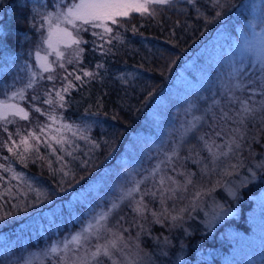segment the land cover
<instances>
[{"label":"rangeland","instance_id":"rangeland-1","mask_svg":"<svg viewBox=\"0 0 264 264\" xmlns=\"http://www.w3.org/2000/svg\"><path fill=\"white\" fill-rule=\"evenodd\" d=\"M17 1L20 4L15 11L23 3L22 0ZM78 2L79 0H74L65 5L68 2L50 0V3L57 4L52 11L49 10L53 14L48 21L44 17L46 24L43 31L39 29L26 34L24 46L41 38L47 48L40 45L34 52L39 69L43 70L40 66L43 61L38 56L47 57V63L51 67L46 51L56 55L46 42L49 36V19L51 18L54 28L58 22L56 13L66 12L68 7ZM192 3L193 12L186 23L188 31L183 33L194 43L201 41L191 51L184 49L190 43L180 48L182 54L175 64V73L178 76L182 73L181 79L177 75L171 76L166 83L172 82L173 88H177L180 83V89L177 92L173 90L171 96V89L165 90L164 95L158 93L154 99L152 94L151 102L144 110V120L135 125L136 131L128 135L130 147L136 146L145 152L143 159L127 165L131 157L120 162L121 156L110 154V150L99 167L93 162L82 166L81 173L70 178L63 186V181L68 178L61 180L60 185L56 178L43 173L45 169L50 172L49 166L53 162V159L45 158L34 170L50 179L54 189L59 192L36 188L28 182L31 185L18 190L25 198L11 203L7 209L0 202V226H5L7 221L15 217L24 219L48 207L44 210L43 223L35 231L32 225L22 226L19 228L21 240L13 242L49 244L28 251L26 264H80L82 259L96 264L90 256L95 251V246L117 237L123 238L118 241L121 251L114 252L118 264H160L163 258L170 255L169 250L187 247V240L197 234L198 240L189 243L193 245L187 249V256L180 257L181 260H186V264H196L207 261L204 259L207 252L201 245L213 244L211 238L215 236L214 231L205 232L213 227L214 230L221 229L231 243L239 241L238 244H248V241H241L247 229V233L255 235L253 241L259 246L243 250L246 260L242 264H264V190L259 188L262 185L259 179L264 172V0H192ZM62 4L65 6L61 7ZM185 7L180 9L183 11ZM1 13L0 43L4 38L1 22L10 21L9 16L2 17ZM43 13L47 14L45 10ZM131 16L137 19L141 14L130 11L127 17H118L116 24L109 23L111 27L118 26L121 18ZM76 24L75 28L66 23H61L60 26L67 28L73 36V30L77 31L78 27L96 29L79 21ZM54 47L60 51L65 46L54 43ZM22 53L21 51L20 55ZM179 53L178 51L176 57ZM12 54L11 52L10 56ZM28 72L32 79H36L38 73L34 65L29 66ZM174 98L177 110L175 106L171 110ZM4 102L15 104L28 112L27 107L16 100L5 98L0 101V105ZM242 102L244 106L254 110L247 114V118L241 114ZM199 116H202L199 118V127L205 120V129L192 135L195 117ZM0 118H3L2 115ZM241 120L249 122L244 125ZM55 124L60 131L70 130L62 122ZM88 127L93 129L95 123H89ZM96 129L105 130L102 126ZM162 129L164 130L160 133ZM89 131L94 132L95 129ZM117 137L116 128L114 140ZM193 141L195 146H205V149L198 147V151L207 148L208 154L207 161L197 162L196 172L190 170L189 163L183 160L184 154H187L185 152L190 148L188 145ZM33 146V151L39 153L40 149L37 148L41 144L38 142ZM90 152L93 151L90 149ZM54 160L59 165L58 156ZM0 161L4 162L2 159ZM4 166L8 168L7 164ZM107 166L109 171L104 172L108 170ZM12 167L15 166L11 165L10 168ZM167 167L170 168L169 172ZM23 168L34 173L29 164ZM55 168L56 166L53 167ZM53 174L61 173L54 170ZM257 182L259 184L255 186ZM33 187L35 188L32 189ZM17 188L18 185L15 186ZM136 188L138 191H131ZM63 193L67 207L63 218L55 221L51 212L58 209V202H54ZM89 201L90 204L93 203L94 211L86 212L78 220L68 224L76 203L85 206ZM118 202L120 207H117ZM247 204L249 205L245 207ZM130 211L133 214H128ZM116 212L118 213L114 216ZM173 216L177 219L173 220ZM49 221L54 223H50V227ZM193 221L195 224L188 226ZM226 222L229 225L227 227L224 225ZM136 225L154 235L153 244L145 246L134 230ZM240 227H245L243 233L238 232ZM76 236L80 237L78 243L73 242V237ZM159 236H163V239L155 240ZM53 248H56L55 252L52 251ZM191 257L195 258L189 262ZM100 259L104 264H112L104 257ZM12 263L14 260L10 258L4 261V264Z\"/></svg>","mask_w":264,"mask_h":264},{"label":"trees","instance_id":"trees-1","mask_svg":"<svg viewBox=\"0 0 264 264\" xmlns=\"http://www.w3.org/2000/svg\"><path fill=\"white\" fill-rule=\"evenodd\" d=\"M22 1L21 8H17L15 11L20 2L0 0L1 16H9L10 19L9 22H1L3 24L1 31L4 28L2 34L4 38L0 43V101L12 97L17 92H22V96L17 95L11 100H16L17 103L28 109V119L26 120L13 115H8L7 120L0 118V159L4 161H0V166H2L0 167V202L6 209L11 203L19 202L25 198L18 190H24L25 186L31 185L28 182L36 188L59 192L54 189L50 179L34 170L45 158L53 159V162L49 166L50 172L45 169L43 173L56 178L58 184L65 177L68 178L63 181V186L70 178L81 173L82 166L93 162L99 167L110 150H112L110 154L121 156L120 162L127 161L131 157L127 165L137 160L141 161L145 152L136 146L130 147L128 135L130 136L132 132L136 131L137 126L135 125L139 124L142 119L144 120V110L151 102L152 94H154V99L158 93L164 95L165 90L171 89L169 94L171 96L173 90L177 92L180 89V83L177 88H173L172 82L166 84L169 77L178 76L175 73L177 71L175 64L182 54L180 48L184 47L186 43H190L184 49L191 51L201 41L194 43L183 33L185 30L188 31L186 23L193 12L192 0L191 2L190 0H174L167 6L151 4L149 6L151 14H147V17L141 15L137 19L133 16L121 18L122 25L119 23L118 26L112 27L108 23L107 26L112 29L111 32H105L101 27L89 30L78 27L77 31L73 30L74 37L80 43L73 44L71 47H62L60 49V52L63 53L61 58L46 51V54L49 55L48 61L51 60V67L48 71H44L37 67L34 59V52L40 45L47 49L43 44L44 41L39 38L24 46L27 41L24 38L28 31L37 32L39 29L41 32L43 31L44 24H46L44 17L48 21L49 16L53 14L49 10L52 11L57 3L52 4L50 0ZM62 1L68 2L65 4L68 5L74 0ZM65 5L60 6L64 7ZM186 5L187 7H185ZM176 6L178 9H175ZM180 7L185 8L182 11ZM43 9L47 12L46 15L43 13ZM56 14H59V11ZM13 47H16V50H13ZM21 51L22 55H20ZM178 51L180 53L176 57ZM11 52L12 56H10ZM31 65L35 66L38 73L36 79H32L28 72ZM84 72H89L92 75L85 76ZM181 74L178 76L179 79H181ZM76 76H80V79L76 80ZM29 82H31V87L28 86ZM65 88H68V91L65 92ZM57 93L63 96V100L57 96ZM145 96L146 98H144ZM173 106L176 110L178 109L175 98L171 110ZM36 108H39L40 111L36 112ZM168 114H171V111H168ZM49 117H54L55 120L53 121ZM195 118L192 135L205 129V120L199 127V118L202 116ZM45 121H47V125H45ZM57 122L64 123L70 130L60 131L55 124ZM91 122L95 123L93 129L88 127ZM248 122L247 120L243 123L245 125ZM100 126L105 130L96 129ZM41 128L44 129L43 132H40ZM116 128L118 137L114 140ZM94 129V132L89 131ZM29 133L40 138L34 140L29 137V143L33 145L39 142L41 147L37 148V150L40 149L39 153H35L33 146L28 153L24 154V159H21L17 155V152L23 151L20 140L22 137H28ZM171 137L173 136L171 135ZM57 139H62L63 142L57 143ZM194 143L195 141L188 145L190 148L185 152L187 154H184L183 160L187 164L189 163L190 170L196 172L198 171L197 162L207 161L208 154L207 148L199 151L197 149L198 147L205 149V146L201 144L195 146ZM9 147H12L14 151L9 152ZM90 149L93 152H90ZM56 156H58L59 165L54 160ZM32 159L40 161L34 162ZM5 164L8 168L4 166ZM26 164H29L34 173L23 168L26 167ZM11 165L15 167L10 168ZM54 166H56L55 169H53ZM9 168L11 171H5ZM107 169L104 172L109 171L108 166ZM54 170L61 174H53ZM169 170L170 168L167 167L168 172ZM14 175L19 179H13ZM111 177L114 178V176ZM259 180L262 181V185L259 187L262 191L264 190V172ZM258 184L257 182L255 186ZM16 185H18L17 189H15ZM257 190L258 188L255 189V191ZM65 198V193H63L57 196L54 202H58V209L51 212L55 221H59L64 216L67 207ZM92 204L90 201L85 206L76 203L67 223H73L86 212H93ZM116 204L117 207H120L119 202ZM105 208H108V202L105 204ZM45 209L42 208L24 219H20V216L15 217L7 221L5 226H0V264H4L6 258L14 260L12 264H26L27 253L32 250L29 248L40 244H13V242L21 240L19 228L22 226L32 225L35 231L36 227L43 223ZM128 214H133V212L130 211ZM50 223L54 224L53 221H49V227ZM192 223L195 224V221L190 222L188 226H191ZM226 224L227 222L224 223V225ZM188 226L185 227L186 230ZM134 230L137 231V236H140L146 247L154 243L153 234L148 233L139 225H136ZM207 231H214L215 236L213 239L211 238L213 244L201 245L207 252L204 257L207 261H200L197 264H242L246 260L243 250L259 246L253 241L255 235L251 232L247 233L245 227L238 228V232L245 231L241 241H248V244H238L239 241L231 243L221 229L220 231L214 230L213 227L205 232ZM198 238L199 236L196 234L187 240V247L169 250L170 255L163 258L164 260L160 264H184L180 257L187 256V249L193 245L189 243L198 240ZM162 239L163 236H159L155 240ZM193 258L195 257H191V259ZM52 264L56 263L52 262Z\"/></svg>","mask_w":264,"mask_h":264},{"label":"snow or ice","instance_id":"snow-or-ice-1","mask_svg":"<svg viewBox=\"0 0 264 264\" xmlns=\"http://www.w3.org/2000/svg\"><path fill=\"white\" fill-rule=\"evenodd\" d=\"M170 2L171 0H136V2H128V0H79L78 3H74L68 7L66 12L59 13L56 16V20L58 22L55 24L54 28L52 26L51 18L49 19V36L46 42L49 48H52L55 51L56 56L60 58L63 56V53L60 52L58 48L54 47V43H62L65 47H70L73 44L80 43V41L73 36L72 32L68 31L67 28H62L60 26L61 23L71 24L73 28H75L77 27L76 22L79 21L81 24H90L92 27L103 28L105 32H111L112 29L107 25L109 22L116 24L118 22V17H127L130 11L139 12L141 15L151 14L149 12V5H166ZM38 58L43 61V63L40 65L41 68H43L44 71H48L50 66L47 63V57L41 58L38 56ZM61 67H63V65H61ZM84 75L91 76L92 74L89 72H84ZM49 79H52V77H49ZM75 79L79 80L80 76H76ZM28 86L31 87V82H29ZM69 87H71V84H69ZM64 91H68V88H65ZM17 95L22 96V92L15 93L12 97H9V99H14ZM57 96L63 100V96H61L60 93H57ZM0 107H2V113H0V115H2L3 119L5 120H7V116L9 114L13 116H19L21 119H28V112H26L23 108H18L15 104L4 102L2 105H0ZM35 111L39 112L40 109L36 108ZM253 111V109L244 106L242 102L241 114L245 115V118H247V114L252 113ZM49 119H52L53 121L55 120L54 117H49ZM240 122L243 123V120ZM43 131L44 129L41 128L40 132ZM29 137L34 140L40 139L39 136H35L32 133H29L28 137L21 138L20 145L23 146V151L17 152V155L21 159H24V154L28 153L33 148V145L29 143ZM56 142L62 143L63 141L62 139H57ZM13 144H15V141H13ZM237 147H239V145H237ZM8 151L13 152L14 149L9 147ZM5 171H11V169H5ZM253 177H255V173H253ZM12 178L19 179V177L16 175H14ZM189 183H191V181H189ZM131 191H138V188ZM221 211H223V209H221ZM172 219L176 220L177 217L173 216ZM121 239L123 238L117 237L116 239L107 241L103 245H96L95 251L90 253L91 260L96 261V264H104L103 260L100 259L101 257H104L111 261L112 264H118L117 260L115 259L114 252L121 251L118 244V241ZM79 240V236L73 237V242L78 243ZM65 247H67V245H65ZM52 251L55 252L56 248H53ZM73 264H75V262H73ZM80 264H90V262L87 259H82Z\"/></svg>","mask_w":264,"mask_h":264}]
</instances>
